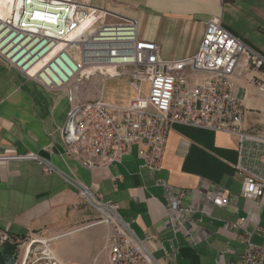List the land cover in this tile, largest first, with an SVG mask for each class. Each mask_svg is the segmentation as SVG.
<instances>
[{"label": "crops", "instance_id": "1", "mask_svg": "<svg viewBox=\"0 0 264 264\" xmlns=\"http://www.w3.org/2000/svg\"><path fill=\"white\" fill-rule=\"evenodd\" d=\"M237 1L89 0V5L135 21L139 39L156 44L164 60L194 56L205 23L213 16L264 55L224 21ZM261 2L264 6V0ZM250 76L234 81L235 94L244 108L241 129L264 138V97L249 82ZM116 79H123L127 93L106 103L126 106L136 94L126 76ZM68 109L65 91L47 90L0 60V241L14 264L22 259L20 240L37 236L49 239L48 248L60 264H96L102 254L108 264L109 228L99 223L59 228L63 226L61 216L79 194L63 176L86 187L102 202L117 206L121 219L160 261L167 252L174 256L172 264H235L244 245L239 241L241 231L231 225L244 218L248 230L264 228V205L240 195L243 175L235 170L236 137L174 125L158 171L141 167L136 146L121 163L88 171L64 150L61 130ZM252 146L245 144L247 150ZM30 153L50 162L62 176L44 174L35 161L1 159ZM255 157V161L245 158L243 165L264 178V148ZM162 184L220 194L227 202L216 207L197 197L187 199L185 205L191 204L196 212L186 218L185 232H174ZM252 241L264 242L257 235ZM3 260L0 255V264Z\"/></svg>", "mask_w": 264, "mask_h": 264}, {"label": "built area", "instance_id": "2", "mask_svg": "<svg viewBox=\"0 0 264 264\" xmlns=\"http://www.w3.org/2000/svg\"><path fill=\"white\" fill-rule=\"evenodd\" d=\"M70 46L76 55L69 52ZM0 60L47 90L65 91L69 109L61 130L64 150L84 169L121 163L136 146L141 167L156 172L174 125L223 133L238 140L235 170L243 175L241 198L264 205V178L243 165L245 158L256 160L264 138L241 129L244 108L234 83L251 75L249 82L264 97V55L226 29L219 17L205 23L194 56L164 60L156 44L139 39L135 21L92 8L89 0H11L10 10L0 16ZM122 76L130 79L136 96L126 106L105 103V80ZM247 142L253 145L249 150ZM1 159L35 161L44 174L62 176L32 153ZM63 178L98 210L99 223L108 226V264H172L171 253L164 252L161 261L153 256L121 219L117 206ZM162 185L174 232H185L186 218L196 212L191 204L185 205L187 199L197 197L216 207L227 202L222 195L201 189ZM245 221L231 225L241 231L239 241L244 245L235 264H264V242L252 241L253 235L264 240V228L248 230ZM37 243L41 242H30L23 264ZM41 260L60 264L45 251L36 261Z\"/></svg>", "mask_w": 264, "mask_h": 264}, {"label": "rangeland", "instance_id": "3", "mask_svg": "<svg viewBox=\"0 0 264 264\" xmlns=\"http://www.w3.org/2000/svg\"><path fill=\"white\" fill-rule=\"evenodd\" d=\"M224 21L240 33L244 39L248 40L264 52V6L262 5L261 0H238L235 8L224 15ZM140 30L141 25L138 23V31ZM73 55H75V53H73ZM128 81L129 86L131 87L129 78ZM124 86L125 83L123 79L115 78L114 80H107L103 90V101L106 103L109 102L111 98H119L125 95L127 92ZM143 90L144 94L146 86L143 87ZM61 219L63 222L61 225L63 226H59V228L82 227L101 222V215L98 210L87 202V200H85L79 193L75 199L74 205L67 209V212L61 216ZM102 226H105L108 230V226L105 224ZM32 240H38L41 243H37L31 247V251L25 264H46L47 262L45 263L42 260L39 262L36 261L42 257L43 251L49 253L50 257L55 259L47 246L50 242L49 239H47L46 236H37L32 238L29 237L27 240H20L21 242L19 243V246H23L22 248H19V252L22 253V259L15 264H23L26 254L28 253V246ZM2 244L3 243L0 241V247H2ZM98 260L99 262L96 264H107L106 258L103 254L100 255Z\"/></svg>", "mask_w": 264, "mask_h": 264}, {"label": "bare ground", "instance_id": "4", "mask_svg": "<svg viewBox=\"0 0 264 264\" xmlns=\"http://www.w3.org/2000/svg\"><path fill=\"white\" fill-rule=\"evenodd\" d=\"M10 4H11V0H0V16H4L7 14V12L10 10ZM91 23L92 21L89 22V25H91ZM69 52H71L72 54L75 53L76 55L77 51L74 46H70Z\"/></svg>", "mask_w": 264, "mask_h": 264}, {"label": "water", "instance_id": "5", "mask_svg": "<svg viewBox=\"0 0 264 264\" xmlns=\"http://www.w3.org/2000/svg\"><path fill=\"white\" fill-rule=\"evenodd\" d=\"M0 255L4 259L2 264H14V258H13V256H10L9 254H6L4 252L3 247H0Z\"/></svg>", "mask_w": 264, "mask_h": 264}, {"label": "trees", "instance_id": "6", "mask_svg": "<svg viewBox=\"0 0 264 264\" xmlns=\"http://www.w3.org/2000/svg\"><path fill=\"white\" fill-rule=\"evenodd\" d=\"M2 263H3V262H2ZM2 263H1V264H2Z\"/></svg>", "mask_w": 264, "mask_h": 264}]
</instances>
